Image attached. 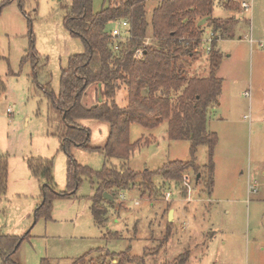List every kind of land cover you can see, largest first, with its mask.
I'll return each instance as SVG.
<instances>
[{"label":"rangeland","instance_id":"obj_1","mask_svg":"<svg viewBox=\"0 0 264 264\" xmlns=\"http://www.w3.org/2000/svg\"><path fill=\"white\" fill-rule=\"evenodd\" d=\"M110 1L92 0L93 12L99 13ZM160 1L146 4L149 20ZM248 1L251 8L244 11L242 1L215 0L212 15L227 28L223 33L227 38L216 45L223 56L218 72L222 93L219 105L209 110L208 121V130L219 137L213 192L206 189L212 179L204 169L208 150L200 147L195 159L201 167L198 184V173L193 170L177 184L156 176L150 191L138 181L131 191L117 196L104 228L95 225L91 212L90 198L98 181L94 176L84 177L70 198L54 201L51 220L36 222L34 218L42 203V180L30 172L29 159L53 161L56 190L68 192L67 155L58 137L63 125L44 90L50 88L58 95L69 58L84 52L82 40L63 25L65 7L72 0H15L2 9L0 158L9 164V177L7 192L0 198V236L22 238L29 233L15 262L41 264L48 259L51 264H74L86 257L83 264L102 260L118 264L121 258L116 255L126 253L124 264L128 259L134 260L130 264H182L184 259L185 264H264V0ZM229 3H237L239 10H226ZM30 20L35 49L42 59L36 67L26 60L32 42ZM201 28L205 34L197 48L199 55L186 66L191 78L209 74L207 40L213 30L205 21ZM151 39L148 29L145 45ZM97 93L96 85L88 89L83 99L87 107L96 103ZM118 102L125 103L123 96ZM80 123L90 131L88 146L97 150L72 146L74 160L95 173L105 166L119 169L122 161H107L98 150L108 140L109 125L98 120ZM167 131V122L154 129L131 126V142H141L127 161L132 170L156 172L169 163L192 160L190 143L170 141ZM189 194L191 202L187 203L184 199ZM171 211L173 220L169 221Z\"/></svg>","mask_w":264,"mask_h":264},{"label":"trees","instance_id":"obj_2","mask_svg":"<svg viewBox=\"0 0 264 264\" xmlns=\"http://www.w3.org/2000/svg\"><path fill=\"white\" fill-rule=\"evenodd\" d=\"M13 1L15 0H3L0 14ZM149 1L113 0L99 13L93 12L92 0H72L71 5L65 7L63 25L71 35L82 40L84 52L69 58L67 67L62 70L59 94H54L50 88L44 92L63 125L58 137L61 149L67 155L68 192L60 194L56 190L53 161L29 159L27 165L30 172L42 180V203L34 213L36 222L40 219L51 220L54 201L70 198L72 192L80 187L84 177L94 176L98 181L93 185L94 195L90 198L91 212L95 225L104 228L109 209L115 205L117 196L131 191L138 181L141 187L150 191L155 185L156 176L177 184L188 170L201 173V167L195 162L200 147L208 149L209 163L205 168L209 170L212 179L209 185L206 184V189L210 188L212 191L214 155L219 137L208 130L209 110L219 105L222 93V80L218 77V72L223 56L216 50V45L220 39L227 38L223 34L227 32V28L212 18L215 0H161L153 9L150 20L146 10ZM236 1L239 3L245 0ZM230 3L226 5V10H239L237 3ZM120 20L130 22L131 37L121 43V50L117 52L108 26L115 25ZM204 21L214 33L209 53V74L207 77L191 78L186 72V66L199 55L197 48L205 34V29L201 28ZM29 28L32 42L26 60L36 67L41 64L42 59L35 49L31 20ZM148 29L152 39L145 45L143 40L147 37ZM143 46V58L138 60L135 58V51ZM94 85L98 92L96 105L87 107L83 99L88 89ZM99 85L102 86L101 103ZM119 96H123L124 104L118 102ZM82 120H98L109 125L108 140L104 148L98 150L107 161H122L119 169L105 166L100 173H95L74 160L70 153L72 146H80L87 151L97 150L88 146L90 131L80 123ZM164 122L168 123L170 141L190 143L192 160L175 161L156 172L148 169L135 172L127 161L141 142H131V126L138 124L154 129ZM8 165L6 159L0 158V198L7 192ZM106 192L114 196L115 202L104 199ZM28 234L22 238L0 236L2 264H18L14 256L29 237ZM116 256L121 258L118 264H124L126 253ZM85 258L74 264H83ZM186 261L184 259L182 264ZM132 262L134 260L128 259L126 263ZM41 264L51 262L44 259ZM98 264H107V261L102 260Z\"/></svg>","mask_w":264,"mask_h":264},{"label":"built area","instance_id":"obj_3","mask_svg":"<svg viewBox=\"0 0 264 264\" xmlns=\"http://www.w3.org/2000/svg\"><path fill=\"white\" fill-rule=\"evenodd\" d=\"M241 7H242V9H244V11L249 10L251 8L250 2L248 0L241 2ZM114 26L115 27L113 29H111V31H110V35L115 42L114 43L115 44L114 50L118 52L121 50V43H125L126 41L130 40L131 25H130V22L128 20H120L117 23H115ZM213 37H214V33L212 32V33H210V38L207 40V42L209 43V46L207 47L208 51L211 50V43L214 39ZM143 48H144V46L135 51V58L136 59L139 60V59L143 58V55H144ZM245 96L248 97V94L246 93ZM8 112L11 113V109H9ZM186 185L188 186V183H186ZM166 197H167V199H169L171 197V193H168L166 195Z\"/></svg>","mask_w":264,"mask_h":264},{"label":"water","instance_id":"obj_4","mask_svg":"<svg viewBox=\"0 0 264 264\" xmlns=\"http://www.w3.org/2000/svg\"><path fill=\"white\" fill-rule=\"evenodd\" d=\"M101 85H99V89H101ZM99 102L101 103V102H103V97H102V95H101V93H99ZM94 105H96V103L94 104ZM93 105V106H94ZM200 178H201V174H198V177H197V184L199 183V180H200ZM104 199L106 200V201H110V202H114L115 201V199H114V196L113 195H111V194H109V193H104ZM168 219H169V221H172L173 220V211H171L170 213H169V217H168Z\"/></svg>","mask_w":264,"mask_h":264},{"label":"crops","instance_id":"obj_5","mask_svg":"<svg viewBox=\"0 0 264 264\" xmlns=\"http://www.w3.org/2000/svg\"><path fill=\"white\" fill-rule=\"evenodd\" d=\"M222 40V39H221ZM167 135H168V132H167ZM208 150V149H207ZM215 152H216V150H215ZM214 160H215V155H214ZM216 162H217V158H216ZM204 169H205V167H204ZM217 169H216V164H215V161H214V173H213V180H214V187H215V185H216V180L214 179V175H215V171H216ZM217 172V171H216ZM214 187H213V189H212V191L211 192H209V194H211L212 192H213V190H214ZM190 194L188 195V199H184V201H186L187 203H190L191 201H190ZM182 201V200H181ZM190 201V202H189ZM183 208V207H182ZM189 210H191V209H189ZM182 213H187L186 211H183ZM175 217H176V210L174 209V219H175Z\"/></svg>","mask_w":264,"mask_h":264}]
</instances>
